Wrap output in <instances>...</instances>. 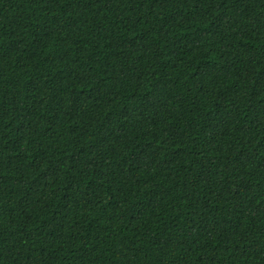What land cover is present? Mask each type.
I'll return each instance as SVG.
<instances>
[{"label":"trees","instance_id":"trees-1","mask_svg":"<svg viewBox=\"0 0 264 264\" xmlns=\"http://www.w3.org/2000/svg\"><path fill=\"white\" fill-rule=\"evenodd\" d=\"M0 264H264V0H0Z\"/></svg>","mask_w":264,"mask_h":264}]
</instances>
